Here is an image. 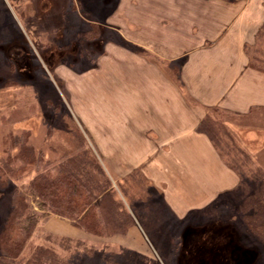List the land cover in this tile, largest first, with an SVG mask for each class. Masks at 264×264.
Wrapping results in <instances>:
<instances>
[{
    "label": "crops",
    "instance_id": "obj_1",
    "mask_svg": "<svg viewBox=\"0 0 264 264\" xmlns=\"http://www.w3.org/2000/svg\"><path fill=\"white\" fill-rule=\"evenodd\" d=\"M34 1L0 0V46L14 41L31 51L43 48L44 34L52 32L23 29L14 12L15 4ZM65 14L69 24L97 25L94 40L102 28L110 32L104 34L109 60L101 64L119 69L108 77L117 101L111 102L109 124L90 128L95 162L108 166L116 187L137 178L142 189L161 197L166 217L181 224L179 242L167 240L177 264H238L237 247L245 251L243 264H264V245L241 219V202L254 188L244 187L242 175L199 131L208 111L217 109L252 121L243 128L232 124L250 140L264 132V0H116L103 20L82 11L73 12V20ZM99 114L105 118L106 112ZM44 219L45 229L50 222L71 226L58 235L83 234L67 219Z\"/></svg>",
    "mask_w": 264,
    "mask_h": 264
},
{
    "label": "rangeland",
    "instance_id": "obj_2",
    "mask_svg": "<svg viewBox=\"0 0 264 264\" xmlns=\"http://www.w3.org/2000/svg\"><path fill=\"white\" fill-rule=\"evenodd\" d=\"M115 1L35 0L29 4L17 3L14 12L23 29L30 30L34 25L37 33L43 29L51 31L52 35L43 31V48L32 51L28 46L18 45L19 42L15 46L24 48V51L13 50L14 41L0 46L3 49L0 51V224L8 210L10 195L16 189L26 196L32 211L40 217L27 242L24 257L42 245L55 249L59 257L69 259L71 264H177L174 249L167 240L172 237L179 242L181 224L166 217L168 214L160 208L161 197L142 189L143 181L137 178L119 183L118 188L109 178L108 166L98 165L102 170L98 171L95 170L97 164L90 162L96 159L91 146L94 131L90 128L109 124L111 102L115 104L117 101L111 99L108 77L119 73V69L110 62L101 64L110 56L108 53L104 57L105 37L99 39L101 42L94 38L82 39L85 46L77 45L81 36L77 32H99L97 25L93 29L90 27L93 24H82L81 20L69 24L63 16L69 13L73 20V12L82 11L85 18L103 20ZM101 31L102 34L110 33L105 28ZM71 40L72 43L68 44ZM66 42L67 45H63ZM100 112H106L105 118ZM206 117L200 127L207 130L226 163L244 176V187H256L259 175L262 178L264 174V132H257L259 136L250 140L232 124L243 128L252 121L238 120L217 109L209 110ZM23 142L30 145L36 155H41L43 161H50L49 169L71 157L90 162L85 168L92 181L110 191L121 207V214L130 217L129 229L132 228L128 230V237H95L84 233L72 237L58 235L64 229L71 231V226L54 222H50L48 228H42L44 218L49 214L41 212L37 200L26 193L38 170L27 168L18 174L19 163L13 159L18 154V147L20 149L25 144ZM13 145L17 147L13 148ZM8 155L12 157L7 159ZM6 159L13 176L5 173L7 167L4 164V168L2 163ZM229 204L235 208L240 206V202L233 200ZM76 246L79 252H73Z\"/></svg>",
    "mask_w": 264,
    "mask_h": 264
},
{
    "label": "trees",
    "instance_id": "obj_3",
    "mask_svg": "<svg viewBox=\"0 0 264 264\" xmlns=\"http://www.w3.org/2000/svg\"><path fill=\"white\" fill-rule=\"evenodd\" d=\"M98 34L97 30H89L81 33L79 40L93 39ZM200 126L199 131L208 134L207 130ZM23 143L25 144H22L20 149L18 147V154L13 159L19 163L18 174L27 168L38 170L37 175L30 180L26 193L37 200L41 212L67 219L83 233L95 237L124 235L127 232L132 224L130 217L121 214V207L112 198L110 191L103 185L95 184L85 168L86 163L97 164L94 160L88 162L80 157H71L49 169L50 161H43L42 156L36 155L30 145ZM11 157L8 155L7 159ZM7 159L2 163L4 168L11 166L8 165ZM98 165L95 170L102 171ZM5 170L6 174L11 173L9 175L13 176L11 169L7 167ZM241 177V183L244 185L245 178L243 175ZM254 177L256 181V176ZM11 178L9 177V180ZM262 178L259 175L256 187H252L254 194L245 197L241 202L240 211L245 228L264 245ZM39 219L40 217L32 211L26 196L20 190H14L9 198L6 215L0 224V264H71L69 259L59 257L55 249L42 245L36 246L28 256H23ZM76 251L79 252L78 246L73 252Z\"/></svg>",
    "mask_w": 264,
    "mask_h": 264
},
{
    "label": "bare ground",
    "instance_id": "obj_4",
    "mask_svg": "<svg viewBox=\"0 0 264 264\" xmlns=\"http://www.w3.org/2000/svg\"><path fill=\"white\" fill-rule=\"evenodd\" d=\"M222 232V231H219ZM245 251L239 247L236 248V256H237V263L238 264H243L244 263V256L243 254Z\"/></svg>",
    "mask_w": 264,
    "mask_h": 264
}]
</instances>
